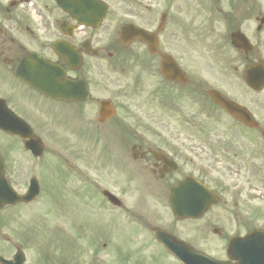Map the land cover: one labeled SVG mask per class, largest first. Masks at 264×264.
Here are the masks:
<instances>
[{"label":"flooded vegetation","instance_id":"af4514ba","mask_svg":"<svg viewBox=\"0 0 264 264\" xmlns=\"http://www.w3.org/2000/svg\"><path fill=\"white\" fill-rule=\"evenodd\" d=\"M98 1L0 0L1 125L14 122L8 116L21 118L42 141L33 125H46L49 118L76 120L82 132L86 115L92 113L106 133L100 132L98 143L111 145L109 156H128L144 174V207L163 208L144 214V222L126 214L112 219L125 249L139 247L131 242L132 226L144 229V252L151 255L145 264L154 262L157 254L181 264L155 232L183 242V252L191 254L197 250L193 236L207 237L202 229L220 235L230 225L239 226L224 236V251L231 238L264 230V0H188L187 18L178 0H162L158 19L142 0ZM132 27L149 32L153 40L133 36ZM235 32L237 46L230 40ZM70 94L73 98L66 97ZM102 106L105 112L100 115ZM18 107L32 112L30 122ZM23 143L0 130L2 190L7 181L15 193H24L32 176L39 188L31 202L0 204V259L15 261L18 251L25 264H52L46 252L30 256L32 236L6 226L16 221L19 208L39 196L49 198L41 168L36 169L39 176L31 172L20 179L23 188L17 187V173L24 176L32 163L45 168L53 157L45 153L44 143L38 158ZM63 172L64 181L73 176ZM129 181L123 180L125 185ZM196 182L213 198L198 215L193 214ZM101 183L100 174L85 183L92 187L89 196L98 207L127 213L128 190L114 193L109 181L105 188ZM106 191L117 201L112 203ZM176 204L182 205L180 214L172 210ZM217 206L225 208L215 210ZM164 210L166 218L184 222L180 225L187 237L174 233L179 225H172L173 230L149 221ZM86 226L76 225V233H86ZM59 229L68 236L66 226ZM104 239L103 247L114 251L113 242Z\"/></svg>","mask_w":264,"mask_h":264},{"label":"rangeland","instance_id":"374dc122","mask_svg":"<svg viewBox=\"0 0 264 264\" xmlns=\"http://www.w3.org/2000/svg\"><path fill=\"white\" fill-rule=\"evenodd\" d=\"M177 2L183 7H181L183 9L182 17L187 18L188 0H178ZM161 3L162 0H142V5L150 7L149 14L156 16L157 19L159 18L158 12L161 11ZM18 110L22 111V116L26 117V120L31 121L29 116L32 115V112L30 110L21 107H18ZM92 118V113L86 115V124H84L82 132L76 120L65 122L64 120L49 118L46 125H42L44 122L38 127L33 125L35 133L42 138L45 153L50 154L51 152L53 157L49 159L45 168L38 165V163H32L29 166L31 169L28 171L26 169L24 176L22 175L23 177L17 173L15 175L17 187L23 188L25 183L23 185L20 179H25L29 173L32 172L37 176L41 174V178L47 181V184L45 182L43 186L45 191L50 192L49 198L46 199L45 195L39 196L35 202L19 208L21 213L17 212L16 221L10 220L6 223V226L11 225L7 228L15 233V230H17L21 235L32 236L35 246L30 248V256H39L41 251L46 252L49 254L52 264H84L97 261L108 262V260L110 262L114 261V264H145L144 260L150 261L151 255H146L144 252V229L137 231L132 226L134 235L131 237V242L139 247H134L133 250L130 248L125 249L121 240L122 232L116 224H112V219H119L120 214L121 216L126 214L133 221L144 222V214L150 213L152 209L158 211L163 210V208L157 206L144 207V174L135 169L136 167L139 168V165L131 161L128 156L127 160H118L114 154L109 156L108 147H111V145L98 143L100 132L103 131L102 135H106V133L98 128ZM136 131L140 133L141 128H137ZM16 157L23 158V155L17 156L16 154ZM42 160L44 158H41ZM37 168H41L38 171L39 175L36 172ZM63 168L73 175L70 178H65V181L62 178ZM113 169L112 173L110 170ZM97 174H100V179L103 181L101 183L102 188H105L109 181L111 191L114 193L122 192L123 189L128 190L127 198L124 197L127 200L126 206L129 209L127 213L119 212V210L107 206L98 207L95 198L89 196L92 195L90 193L92 187L85 183H92ZM127 177L130 181L125 185L123 180ZM76 178L79 179L78 182L73 181ZM73 192H76L79 197L76 194L73 195ZM150 205L155 206L156 204L151 203ZM144 208H146L145 212ZM222 208L225 207L217 206L215 210H221ZM163 213H166V210L161 212L160 217L154 215L152 220L149 221L166 228L179 225L176 230L173 228L174 233L187 237L182 233L184 226L180 225L184 222H174L171 218H166ZM81 222L87 224L84 229L86 233L84 234L76 233V225ZM215 223L219 226L222 224L220 221H215ZM64 226L68 228L67 237L59 229V227ZM234 227L239 226L234 225ZM233 228L230 225L228 232L223 229V233L220 235L213 234L211 230L208 235L206 230L202 229L200 232L207 237L201 240L199 239L200 233H197L193 236L196 241L193 243L191 240L192 244L197 249L213 257L224 259L225 253L222 246L224 236L227 233H232ZM103 236L108 238L110 245L113 242L114 251H110L107 245L103 247L102 244L105 241ZM46 246L47 248L44 249ZM122 249L133 254L127 256L121 251ZM109 252L110 259L108 258ZM154 258L155 261L148 264H173L166 257L159 254L155 255Z\"/></svg>","mask_w":264,"mask_h":264},{"label":"water","instance_id":"95a60500","mask_svg":"<svg viewBox=\"0 0 264 264\" xmlns=\"http://www.w3.org/2000/svg\"><path fill=\"white\" fill-rule=\"evenodd\" d=\"M134 34L138 35L143 40H149V38H150V37L148 38L147 33H145L143 30H140V29H135ZM232 37H233V35H232ZM232 40H234V37L232 38ZM21 77L23 78V80L25 82H27L24 79L23 74L21 75ZM246 79L249 81L252 80L250 71L247 72ZM66 97L67 98H73V95L70 94ZM104 112H105V108L102 106V109L100 110V115H102ZM108 114H110V113H108ZM8 117H9V119H14V122H6L5 121V124L1 125L2 124L1 123L2 118L0 116V119H1L0 127L2 126L1 127L2 129L9 131L11 133L20 135L22 138L26 139V141H25L26 146L28 148H30L32 151L40 154V152L42 150L40 141L38 139L34 138V136L32 135V133H31L30 129L27 127V125L22 120H20L18 118H12L11 116H8ZM7 190H9V192H6ZM193 190L195 191V194H196V200L194 203V208L196 210V213H193V214L198 215L200 212L204 211L207 208L208 204L213 199L210 197L207 190L204 187H202L201 185L197 184V185L193 186ZM1 193H3V195H1ZM35 193H36V189L32 188L28 191V193L26 195L17 197L8 187L5 188L4 192L0 188V202L1 203L14 202L17 200L29 201L35 195ZM181 206H182L181 204H179V205L176 204L175 206H172L173 212L175 214H180V212H178V210L181 209ZM155 235H157V237L159 238V241H161L165 246H166V242H167V241H165V239L170 240L169 242H176V240L172 236H168V235L164 236L160 232H155ZM248 237L250 239H253L255 237H258L260 239V246L253 250L254 254L246 255V257H251L252 259L250 261L247 260L243 263V260L241 259L240 255L233 252V249L235 247H238V241L237 240H232L230 242V244L227 248L228 257L230 259H234L236 261V263H233V264H264V232H256L254 235L251 234ZM168 247L170 248V250L172 252H174V255L176 256V258H178L179 260H183V254L180 252V250L178 248V244L170 243L168 245ZM191 259L194 260V257H191ZM195 264H230V263L225 262V261H216V260H213V259L203 255V254L197 253Z\"/></svg>","mask_w":264,"mask_h":264}]
</instances>
